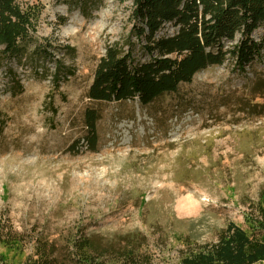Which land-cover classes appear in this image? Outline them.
I'll return each mask as SVG.
<instances>
[{
    "label": "rangeland",
    "instance_id": "obj_1",
    "mask_svg": "<svg viewBox=\"0 0 264 264\" xmlns=\"http://www.w3.org/2000/svg\"><path fill=\"white\" fill-rule=\"evenodd\" d=\"M9 7L20 51L0 43V224L23 237L17 249L0 246L9 264H23L36 242L67 263L81 234L105 244L129 233L154 264H178L186 246L177 229L202 219L200 244L228 222L248 227L242 198L255 202L264 187V47L242 69L229 54L146 105L98 101L87 93L107 48L133 64L156 57L131 30L134 0ZM176 31L166 22L156 37Z\"/></svg>",
    "mask_w": 264,
    "mask_h": 264
},
{
    "label": "trees",
    "instance_id": "obj_2",
    "mask_svg": "<svg viewBox=\"0 0 264 264\" xmlns=\"http://www.w3.org/2000/svg\"><path fill=\"white\" fill-rule=\"evenodd\" d=\"M9 2L0 0V43H6L7 49L14 52L20 51L15 43L20 30L5 16L13 12ZM133 14L131 30L146 39L148 51L156 52V57L133 64L129 53L121 55L107 48L96 65L87 93L90 99L108 102L138 98L141 105H146L165 93L176 92L180 83L190 82L198 71L222 64L229 54L242 69L259 57L264 47V0H134ZM166 22L176 26L177 31L156 37ZM257 29L263 30L259 41L252 36ZM237 34L239 39L232 49H223L222 40H233ZM259 106L264 111V104ZM95 123L96 115L88 111L85 124L91 148L97 139ZM242 203L249 208L245 214L248 227L228 222L216 241L197 244L202 219L188 229H177L185 234L182 241L186 246L180 251L178 264L263 263L264 187L257 201L244 196ZM7 227L0 224V246L17 249L23 237ZM119 238L100 244L92 236L81 234L72 242L73 252L68 254L67 263L53 256L50 243L36 242L32 256L23 264H154L151 256L140 250L143 238L141 241L134 233ZM0 259L1 264H9L1 253Z\"/></svg>",
    "mask_w": 264,
    "mask_h": 264
},
{
    "label": "bare ground",
    "instance_id": "obj_3",
    "mask_svg": "<svg viewBox=\"0 0 264 264\" xmlns=\"http://www.w3.org/2000/svg\"><path fill=\"white\" fill-rule=\"evenodd\" d=\"M187 204H189V203H187ZM190 205V204H189ZM188 207V206H187ZM190 207H191V205H190ZM191 209V208H190ZM187 212H189V211H187Z\"/></svg>",
    "mask_w": 264,
    "mask_h": 264
}]
</instances>
